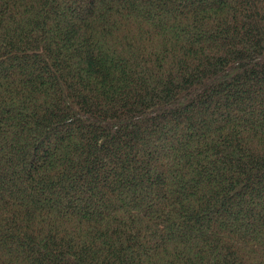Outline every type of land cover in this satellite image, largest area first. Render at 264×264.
I'll return each instance as SVG.
<instances>
[{"label":"trees","instance_id":"trees-1","mask_svg":"<svg viewBox=\"0 0 264 264\" xmlns=\"http://www.w3.org/2000/svg\"><path fill=\"white\" fill-rule=\"evenodd\" d=\"M0 264H264V0H0Z\"/></svg>","mask_w":264,"mask_h":264}]
</instances>
